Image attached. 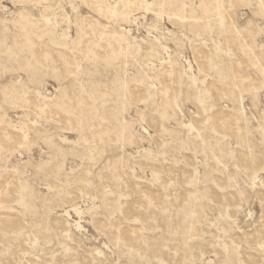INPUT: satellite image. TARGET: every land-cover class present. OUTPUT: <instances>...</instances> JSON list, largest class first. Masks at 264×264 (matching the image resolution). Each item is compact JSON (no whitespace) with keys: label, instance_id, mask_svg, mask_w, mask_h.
Segmentation results:
<instances>
[{"label":"rangeland","instance_id":"374dc122","mask_svg":"<svg viewBox=\"0 0 264 264\" xmlns=\"http://www.w3.org/2000/svg\"><path fill=\"white\" fill-rule=\"evenodd\" d=\"M0 264H264V0H0Z\"/></svg>","mask_w":264,"mask_h":264}]
</instances>
